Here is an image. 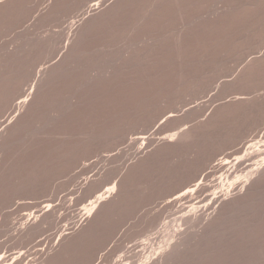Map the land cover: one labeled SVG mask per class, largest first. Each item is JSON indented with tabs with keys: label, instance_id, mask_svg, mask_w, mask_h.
<instances>
[{
	"label": "rangeland",
	"instance_id": "1",
	"mask_svg": "<svg viewBox=\"0 0 264 264\" xmlns=\"http://www.w3.org/2000/svg\"><path fill=\"white\" fill-rule=\"evenodd\" d=\"M57 1L32 0L29 6L24 8V10L26 9L24 11L25 13L23 12L21 14L20 19L18 18L15 20H18V22L14 21L15 18L10 20L8 19L6 20V23L3 24L5 28H3V26L0 27V50L4 49L3 47H8L9 53L10 48L12 47L11 50L15 49L18 51L17 53L12 51V54L9 53L10 57L9 55L8 57L12 60L4 65V69H6L5 72L9 73L11 76L14 75L15 79L16 76H19L18 80L24 81L23 86L26 89H30L32 87L34 77L41 67H47L53 62L59 60L60 55L63 52V47L67 42L66 40H68L67 36H69V34L72 32L68 29L69 25L72 23V20L75 22L74 28L77 29V26L78 28H80L79 26H83L82 24L86 22V16L88 15L85 16V20V17L82 15L81 11L88 8L91 4L97 2V0H91L90 3V0H87L86 4L88 6L86 4L84 5L86 8L84 7L82 10H80V12L77 11V13H73L71 12L73 11L71 10V3H75L74 0H70L71 2L68 3L64 2L63 4H59ZM112 1L113 0H109L107 4ZM212 2L214 1H210L205 5L207 8H205V11H207L209 8V11H215L218 9L219 4L216 2L213 4ZM56 4L59 6V9L55 11V8L53 10L55 14L49 19L45 18L46 14H48L50 11V8H52V5L56 6ZM61 4L62 6H60ZM212 6L215 7V10ZM104 8L105 6H102L99 10H97V12L93 11L91 13V17L99 14V12H101ZM262 9L263 8L261 7L257 11L261 12ZM263 12L264 11L259 14L258 12L252 13L254 17L253 15H250V18L248 17L250 20L247 19L248 21H251L249 22L250 24H248V22H246L247 24H244V21L243 23H240L242 26L237 29V32L235 31L232 34L229 33L230 35L228 37L227 34L226 37L228 40L225 37V44L222 47H219V49L197 53V57L194 56L195 60L192 58V61L194 60L192 64L184 68V70L181 68L177 69L178 67L176 68V66H173V68H175L174 70H172L173 68L169 70V66L166 68L163 67V69L162 67L155 68V70H153V73L155 74L152 75L155 77L150 76L148 82H146V80L145 82L135 84L137 88H142L141 90L145 89L144 94L142 93L143 91L141 92V90L138 92V89L135 86H128L135 88L133 91H129V95L127 94L125 101H123V105H132V110L130 108V111L133 113H127L128 116L125 113L123 116L122 114L113 116V113H111V111L106 108L100 110L99 105L93 106L92 108L86 107L90 102L89 99H92L91 102H95V104H101V107H103V103L108 104L109 101L113 102L117 100V97L116 100L115 96L114 98L113 96L110 97L109 94L111 93H107L106 90H103V88L91 89L83 87V89L80 88L81 90L79 89V91H77L75 85L73 86L74 88L72 87L71 89V86L68 85H65L66 87L68 86L66 88L63 86L64 84H55L57 86L54 85V87H51L53 88V90L51 89L50 91L51 93L49 92L46 95H41V99L43 101L40 99L38 106L40 109H38L35 118L32 120L34 121L33 124L31 121L30 127L28 126L25 128V130L22 131L21 136L19 135V137L14 140L15 142H12V144L6 149L7 152L5 150L3 153L4 155L2 154V157L0 156V262L7 264H42L46 262L48 258L50 259L51 256L54 257L56 252L60 251L61 253L71 242L73 243V247L70 248V251L68 250V252H66L67 254L64 256L65 259L63 258L64 260L60 261L59 264H144L145 262L148 264L147 260L149 258L147 257L149 256H145L146 258L140 257L139 251L146 246L145 243L148 240H151L153 237H158L159 232H161L162 229L164 231H167L168 229V231L162 236L161 243L163 240H167V237H169L174 231V227H171L172 225H167H169L170 222H174V220L182 215V213H178L179 210H182L184 207V214L190 213L188 220H186V224L183 226V230H186V234L179 235L178 233H174L176 240L174 239V236L172 239L177 241L190 233L188 236H193L192 238H194V240L190 241L192 245L188 243V246H185L184 250L182 249L181 256L179 255L177 257L178 259L172 261L171 264H264V176H262V178L260 177L261 179L259 180V183L257 182V184L254 185L256 188H253L254 186L251 188L254 191L248 187L246 190H242V193L238 192L237 196L235 191L229 187V177H226L227 179L222 181V178L218 177V175L223 171L219 173L217 171L215 173L216 165L214 166V164L217 162V159L220 161L222 160V165L226 164V167L228 168L233 166L237 160H240V156H246V148L250 145H254L255 150L261 149L264 151V101L260 100V103L258 101L257 104L255 102H251L250 105H247L248 107L244 111H239L242 105H231V107L229 105V108H226L227 106H221L224 102L226 103L231 99H235L234 97L256 99L264 96V73H258V75L255 74L251 79L248 77L249 79H246L245 81H241L239 78L246 69L247 64L252 60V57L254 58L264 54ZM261 14L263 16H261L262 18L259 17ZM255 16L259 17L260 19L258 22L256 21L257 23L254 22ZM259 22L261 24L263 23V25L260 24L263 27L259 25ZM171 23L169 26H167V32L169 33L173 32L172 30L178 28V26L173 24L176 22L173 21L172 25ZM177 24L179 25V23H176V25ZM258 27L259 30H257ZM164 30H166V28ZM52 38H56L52 47L44 44V41L47 42L48 39ZM15 40H17L18 43H16ZM1 41H5L3 45L1 44ZM256 44L258 45L256 46ZM22 51L24 52L22 53ZM113 60L115 59H102V62L101 60H98L97 66L99 69L103 70L107 64H113ZM103 61L106 64L105 67L103 66ZM110 61L112 63H110ZM99 63H102L103 65H100ZM115 63L112 66H115ZM157 72L158 75L160 74V76H157ZM28 74L30 76H28ZM137 77H141V75H137ZM20 78L22 80H20ZM73 89L75 91H73ZM90 89L91 92L93 91L92 94ZM76 91L77 97L82 96L84 93V96H86L88 101L82 99V97L85 98L82 96L81 99H79V101H81L80 107L78 106L73 108V111L70 109L68 110L66 107L74 100L72 99V101H70L71 99H68L70 96L74 97V93ZM227 98L229 100H227ZM81 104L83 105L82 107ZM219 106H221L222 109H226L223 111ZM237 107H239V109ZM64 108L68 110V114L66 112L67 110ZM216 108L221 110L220 116L221 114L222 116L221 118L219 116V121L217 120V122H215V125L209 129L210 131L206 130L201 134L203 137L201 136L193 141L186 142L188 144L186 145L185 143V147L181 150L176 152H168L163 156L158 158L154 157L153 160H151V157H153L152 154L158 148H160V146L162 147L163 143H160L162 142L160 138H163L164 135L166 137L169 134H172V131H174L175 127H177L179 124L180 126H182L181 124L184 125L182 128L179 126L181 131L182 129L189 126L192 127L202 123V121L204 122L209 120L212 116H214L215 113L219 112ZM27 109L22 111V115L24 117L30 110V108ZM174 109L177 111L175 112L179 116L178 120H168L165 122L161 121L162 123L160 121L158 122L162 115L170 112L171 110L174 111ZM60 112H64L61 115L64 117H59L57 123H50L51 119L55 117L54 115H57ZM65 113L67 115H64ZM174 113L171 115L172 117H175ZM9 115L11 116L12 113L6 115L7 119ZM213 128L215 130H213ZM30 130L32 134L30 133ZM176 131L178 130H175V132ZM27 132H29L31 135ZM18 139L20 142H18ZM58 142H60V144ZM86 142H89L87 144H90V142L92 143L93 147L90 148L91 150L89 149L90 151L83 147L87 145L85 144ZM79 143L82 144L80 145ZM73 148L76 149L74 150ZM192 148H196V152H193L194 149L192 150ZM207 148L209 149L207 150ZM200 150L204 151L206 155L204 154L203 156L202 153L200 154ZM18 151L20 152L19 154ZM87 151L89 153H87ZM189 151L194 157H191ZM262 151L260 152L261 156H259L258 153L253 155V157L256 156L255 159L253 158V161L257 160V158L260 160L262 157H264V152L262 154ZM60 155L61 157H59ZM245 156L242 157L241 161L245 160L243 159ZM149 158L152 161L149 164L147 163L149 166L141 167L142 164L145 163ZM208 158L210 161H208ZM179 160L182 162L180 163ZM196 160L198 162H196ZM186 163L195 167H192L193 169H191V171H195L196 168L200 167V169L197 170V180L194 181V185L192 184L194 189L197 188V185L200 183L207 184L209 188L205 191L201 190L202 192L199 191V189L197 193H194L191 197L179 200L177 199L180 193L178 190H183L186 188L185 186L188 185V181H185V179L188 180L190 178L189 180H191V177L177 178L175 173L177 174L178 167L181 168L182 166V169L185 166L187 167L188 165ZM139 165L140 169H142L140 171L138 169ZM175 168L177 170H175ZM135 169L137 174L134 173L133 175L132 171ZM130 173L131 176H129ZM242 173L243 172L241 171V168H236L233 172L234 176L236 175V177H231L230 180L232 181V178H234L235 180L233 181L238 180L237 182H239L240 179H242L240 181H243V179L246 180L249 178V175H245L244 177ZM246 173L247 172H244V174ZM22 182H24V184H22ZM116 182H118L120 186L117 191L118 193H113L109 197L105 194L108 197L106 198L105 196L106 202L104 201L103 205L100 203V205L98 204L99 206L97 209H100L98 210L100 212L93 210L89 213L96 215L95 212H98L99 216L94 215V217L92 214L93 217H91L88 214V218H84L83 214L87 212V210H90L89 207L91 208L90 203L95 201L97 197L102 196V193L104 194L105 192L107 193L114 189L115 187L113 188V185H115ZM118 183H116V186H118ZM95 186H97V188L102 187V189L100 188L101 191L99 193L96 192L97 194L94 193L92 195L91 190L92 188H96ZM248 189L251 190L252 193ZM227 190L228 195H225ZM247 190L249 192H247ZM216 192L218 193V196L220 192V196H224V203L222 202L219 204V201L218 204H212V200L215 199ZM229 193H231V195ZM239 193L242 196H240ZM111 199H113V202H111ZM101 205L103 207H101ZM108 208H110V212L107 210V214H104V210ZM195 212L198 214H195ZM102 213L105 216H103ZM192 213L193 215L195 214L193 217H191ZM100 214L102 215L99 222L100 225L97 224L95 229H91L94 230L93 232L89 231V233H87L89 235H85L87 238L84 237L82 238L83 240L80 239L79 241V235H81V233L86 230L92 224V222L100 217ZM201 215H203V217ZM192 218H195V220H189ZM28 222H30L29 224H31V226H33L34 223V227H29ZM26 224L29 228L27 227L28 229L26 228L27 230H24ZM195 224H197V227ZM30 228L32 229L29 230ZM212 229H214V231ZM174 241L171 242L174 244ZM203 241L205 243H203ZM65 242L68 243L66 244ZM171 242L166 243L172 244ZM64 245L65 247L63 248ZM156 248L157 246L155 249ZM155 249H150V256ZM53 252L55 253L52 254ZM157 256L159 259L160 255H155V258H157Z\"/></svg>",
	"mask_w": 264,
	"mask_h": 264
},
{
	"label": "bare ground",
	"instance_id": "2",
	"mask_svg": "<svg viewBox=\"0 0 264 264\" xmlns=\"http://www.w3.org/2000/svg\"><path fill=\"white\" fill-rule=\"evenodd\" d=\"M32 0H0V27L3 26V24L6 23V20H10L12 18H15L14 21L16 19H20L21 14L26 10H24V8H27V6H29V4L31 3ZM57 1V0H56ZM60 1V0H58ZM57 3H68L71 2L70 0H61L60 2ZM87 0H77L74 2L75 3H71L72 4V9L73 11L71 12H76L80 10H82V8H84L85 4H86ZM94 1V0H93ZM210 1H214L216 3L219 4V7L217 10L215 11H209V9L207 11H205L206 8V4H208ZM40 2V1H39ZM109 0H97L96 3L91 4L88 8H86L85 10L83 9L82 15L85 17L84 18L86 20V22L84 24H82L83 26H79L80 28L77 29L74 28L75 27V22H73L71 25H69V30H71V34H69V36H67L66 40L67 42L65 43V46L63 47V52L60 55L59 60H57L56 62H53L51 65L47 66V67H41V69L37 72L36 76L34 77V81L32 83V87L30 89H26L24 88V81L20 78L19 81L18 78L19 76H16V79L14 77V75H10L9 73L5 72L6 69H4V65L7 64V62L9 63L10 59V54L11 51L12 52H18L15 49L10 48V51L8 53V47H3L4 49L0 50V156L2 157V154L5 152V150L12 144V142H15L14 140H16V138L19 137V135L21 136L22 131L25 130V128H27L28 126L30 127V123L33 120V118H35V115L38 111V106H39V102L41 99V95H46L48 94L51 89L53 90L55 84H64L71 86L72 87L75 85L77 91H79V89H83V87H87V88H91V89H100L103 88V90H106L107 93H111L109 94L110 97L115 96V100L117 97L116 101L113 102H108V104H104L103 103V107H101V104H95V102H91V100L89 99V101L91 102H87L88 105L86 107H90L92 108L93 106H97L99 105L100 110L103 108H106L108 110L111 111V113H113V116H118L121 115L123 116V114L125 113L127 115V113L130 114L133 113L130 111V108L132 110V105L129 104H125L123 105V101H125V98L127 96V94L129 95V91H133V89H135L134 87H128V86H135V84L141 83V82H148L150 76H152L153 74V70H155V68L157 67H168L169 66V70L171 68H173V66L177 69H183L186 68L187 66L191 65L192 62L195 60V57H197V53L203 52V51H210L213 49H219V47H222L225 44V37L227 35V37L232 34L233 32H237V29L242 26L243 21L245 22L244 24H247L246 22H248V24H250L248 21L250 19H248V17L250 15H253L252 13H262V11H264V0H113L112 2L108 3ZM214 2H212L214 4ZM91 3V0H90ZM88 3V4H90ZM62 4L60 6H62ZM69 5V4H68ZM87 5V4H86ZM262 5V6H261ZM39 6V5H38ZM56 4V6L52 5V8H50V11L48 12V14H46L45 18H50L52 17L55 13H54V9L55 11L59 9V6ZM88 6V5H87ZM102 6H105V8L99 12V14L91 17V13L93 11L99 10ZM68 7V6H67ZM217 7V6H216ZM263 8L261 12L257 11L259 10V8ZM45 8V7H44ZM206 8V9H205ZM33 9V8H32ZM69 9V8H68ZM29 10V9H28ZM42 10V9H41ZM67 10V9H66ZM204 10V11H203ZM213 10V9H212ZM261 10V9H260ZM257 11V12H256ZM30 12V11H29ZM45 12V11H44ZM25 13V12H24ZM66 13V12H64ZM70 13V12H69ZM264 13V12H263ZM60 14V13H59ZM24 15V14H23ZM38 15V14H37ZM41 15V14H40ZM44 15V14H43ZM67 15V14H66ZM72 15V14H70ZM257 15V14H255ZM69 16V15H68ZM73 16V15H72ZM77 16V15H76ZM258 16V15H257ZM255 16V20L254 22L257 23L260 19L262 18V14L257 17ZM262 16V17H261ZM80 17V16H79ZM90 17V18H89ZM254 17V15H253ZM251 17V18H253ZM257 17V19H256ZM44 18V17H43ZM250 18V17H249ZM56 19V18H55ZM66 19V18H65ZM248 19V20H247ZM247 20V21H246ZM20 21V20H19ZM57 21V20H55ZM61 21V20H60ZM179 23V25L176 23ZM257 21V22H256ZM262 21V19H261ZM260 21V22H261ZM15 22H18L15 21ZM22 22V21H20ZM25 22V21H24ZM28 22V21H27ZM175 24V26H178V28L172 30L173 32H167V26L170 25V23ZM253 22V23H254ZM259 22V25L261 24ZM14 23V22H13ZM35 23V22H34ZM50 23V22H49ZM63 23V22H62ZM171 23V25H172ZM254 23V24H255ZM9 24V23H8ZM45 24V23H44ZM70 24V23H69ZM243 24V26H244ZM43 25V24H42ZM50 25V24H49ZM257 25V24H256ZM263 25V23L261 24ZM260 25V26H261ZM21 26V25H20ZM27 26V25H26ZM246 26V25H245ZM258 26V25H257ZM259 26V27H260ZM264 26V25H263ZM261 26V27H263ZM171 27V26H170ZM248 27V26H247ZM256 27V26H255ZM259 27L257 30H259ZM260 27V29H261ZM3 28H5L3 26ZM26 28V27H25ZM24 28V29H25ZM166 28V30H164ZM172 28V27H171ZM242 28V27H241ZM244 28V27H243ZM23 29V30H24ZM256 29V28H255ZM253 29V30H255ZM1 30V29H0ZM16 30V29H15ZM30 30V29H29ZM242 30V29H240ZM264 30V29H263ZM7 31V30H6ZM166 31V32H164ZM171 31V30H170ZM244 31V30H243ZM16 32V31H15ZM68 32V31H67ZM249 32V31H248ZM254 32V31H252ZM258 32V31H256ZM3 33V31H2ZM26 33V32H25ZM230 33V34H229ZM255 33V32H254ZM6 34V33H5ZM253 34V33H252ZM41 35V33H40ZM39 35V36H40ZM65 35V34H64ZM244 35V34H243ZM249 35V33H248ZM254 35V34H253ZM259 35V34H257ZM34 36V35H33ZM255 36V35H254ZM8 37V36H7ZM16 37V36H15ZM14 37V38H15ZM37 37V36H36ZM66 37V36H64ZM226 37V39H227ZM233 37V36H232ZM238 37V36H237ZM243 37V36H242ZM245 37V36H244ZM28 38V37H27ZM46 38V37H45ZM7 39V38H6ZM48 39V41H44V44L51 46L54 44L55 39ZM19 40V38H18ZM32 40V39H31ZM45 40V39H44ZM228 40V39H227ZM233 40V39H232ZM240 40V39H239ZM246 40V38H245ZM262 40V39H261ZM7 41V40H6ZM10 41V40H9ZM16 43L17 40H15ZM33 41V40H32ZM253 41V40H252ZM5 42V41H4ZM3 41H1V44H4ZM8 42V41H7ZM43 42V41H42ZM58 42V41H56ZM55 42V43H56ZM231 42V41H230ZM255 42V41H253ZM15 43V44H16ZM234 43V42H233ZM258 43V42H257ZM242 44V41H241ZM248 44V43H247ZM7 45V44H6ZM22 45V44H21ZM29 45V44H27ZM38 45V44H37ZM258 44H256L257 46ZM9 46V45H7ZM12 46V45H11ZM17 46V45H16ZM31 46V45H30ZM29 46V47H30ZM237 46V45H236ZM37 47V46H36ZM54 47V46H53ZM56 47V46H55ZM229 47V46H228ZM248 47V46H247ZM252 47V46H251ZM26 48V47H25ZM232 48V47H231ZM236 48V47H235ZM257 48V47H256ZM262 48V46H261ZM260 48V50H261ZM22 49V46H21ZM229 49V48H228ZM236 50V49H235ZM250 50V49H249ZM217 51V50H216ZM230 51V49H229ZM24 51H22L23 53ZM27 52V50H26ZM29 52V50H28ZM44 52V51H43ZM233 52V51H232ZM244 52V51H243ZM248 52V51H247ZM255 52V51H254ZM253 52V53H254ZM257 52V50H256ZM21 53V54H22ZM210 53V52H209ZM251 53V52H250ZM37 54V53H36ZM47 54V53H46ZM196 54V55H195ZM207 54V52H206ZM224 54V53H223ZM227 54V53H226ZM233 54V53H232ZM259 54V53H258ZM9 55V57H8ZM17 55V54H15ZM26 55V54H25ZM231 55V53H230ZM12 56V55H11ZM19 56V55H18ZM21 56V55H20ZM28 56V55H27ZM33 56V55H32ZM195 56V57H194ZM17 57V56H16ZM234 57V56H233ZM39 58V56H38ZM192 58H194V60L192 61ZM18 59V58H17ZM28 59V58H27ZM102 59H108V60H113L114 63L116 64L115 66H112L113 64L108 65L107 64V68L105 67V62L104 65L101 63H99L100 65H103L105 68L99 69L97 64H98V60ZM219 59V58H218ZM223 59V58H222ZM248 59V57H247ZM22 60V59H21ZM198 60V59H197ZM34 61V60H33ZM227 61V60H226ZM229 61V60H228ZM43 62V61H42ZM47 62V61H46ZM97 62V63H96ZM109 62V61H108ZM230 62V61H229ZM110 63H112L110 61ZM200 63V62H199ZM214 63V62H213ZM17 64V63H16ZM34 64V63H33ZM15 65V64H14ZM31 65V64H28ZM27 65V66H28ZM240 65V64H239ZM16 66V65H15ZM24 66V65H23ZM35 66V65H34ZM38 66V65H37ZM40 66V65H39ZM220 66V65H219ZM240 67V66H239ZM11 68V67H10ZM21 68V67H20ZM19 68V70H20ZM201 68V67H200ZM235 68V67H234ZM14 69V66H13ZM16 69V68H15ZM36 69V68H35ZM168 69V68H167ZM165 69V70H167ZM175 68H173L172 70H174ZM236 69V68H235ZM29 70V69H28ZM171 70V71H172ZM191 70V69H190ZM195 70V69H194ZM22 71V70H21ZM32 71V70H31ZM30 71V72H31ZM158 71V70H156ZM162 71V70H161ZM198 71V70H197ZM237 71V70H236ZM24 72V71H23ZM28 72V71H27ZM34 72V71H33ZM241 72V71H240ZM160 73V72H159ZM169 73V72H168ZM234 73V71H233ZM258 73H264V54L257 56V57H252V60L247 64L246 69L243 71V73L240 75V80L241 81H245L246 79H251L253 75ZM19 74V73H18ZM225 74V73H224ZM21 75V74H19ZM137 75H141V77H137ZM28 76H30L28 74ZM157 76H160V74L158 75L157 72ZM156 76V77H157ZM167 76V75H166ZM174 76V75H173ZM187 76V75H186ZM203 76V75H202ZM209 76V75H208ZM251 76V77H250ZM155 77V76H152ZM216 77V76H215ZM221 77V76H220ZM229 77V76H228ZM249 77V78H248ZM209 78V77H208ZM195 79V78H194ZM223 79V78H222ZM256 79V78H255ZM153 80V79H152ZM165 80V79H164ZM187 80V79H186ZM27 81V80H26ZM206 81V80H205ZM217 81V80H216ZM219 81V79H218ZM217 81V83H218ZM233 81V80H232ZM248 81V80H247ZM187 82V81H186ZM227 82V81H226ZM224 83V82H223ZM232 83V82H231ZM230 83V84H231ZM255 83V82H254ZM180 84V83H179ZM213 84V83H212ZM157 85V84H156ZM162 85V84H161ZM202 85V84H201ZM240 85V84H239ZM57 86V85H55ZM67 86V87H68ZM143 86V85H142ZM204 86V85H203ZM202 86V87H203ZM210 86V85H209ZM214 86V85H213ZM222 86V85H221ZM226 86V85H225ZM229 86V85H228ZM244 86V85H243ZM62 87V86H61ZM66 87V86H65ZM66 87V88H67ZM137 88V86H135ZM154 87V86H153ZM180 87V86H179ZM224 87V86H223ZM256 87V86H255ZM258 87V86H257ZM74 88V87H73ZM178 88V87H177ZM221 88V87H220ZM225 88V87H224ZM227 88V87H226ZM57 89V87H56ZM70 89V88H68ZM70 89V90H71ZM80 89V90H81ZM90 89V92H91ZM138 92L139 90H141L142 88H137ZM136 89V90H137ZM144 89V88H143ZM151 89V88H150ZM198 89V88H197ZM230 89V87H229ZM261 89V88H260ZM86 90V89H85ZM145 90V89H144ZM144 90H141V92L144 94ZM224 90V89H222ZM228 90V89H227ZM69 91V90H68ZM73 91H75L73 89ZM77 91L74 93V97H69L68 100L72 101V99H74L72 102H70L71 104H69L66 108L69 110H72L75 107H80V102L79 99H81L82 96H84V93L82 96L77 97ZM84 91V90H83ZM89 91V89H88ZM190 91V90H189ZM203 91V90H201ZM221 91V90H220ZM248 91V90H247ZM29 92V93H28ZM53 92V91H52ZM56 92V90H55ZM72 92V91H71ZM69 92V93H71ZM81 92V91H80ZM93 92V91H92ZM91 92V94H92ZM98 92V91H97ZM100 92V91H99ZM137 92V91H135ZM172 92V91H171ZM223 92V91H222ZM246 92V90H245ZM244 92V93H245ZM51 93V92H50ZM186 93V92H185ZM220 93V92H219ZM233 93V92H231ZM236 93V92H235ZM82 94V93H80ZM79 94V95H80ZM90 94V93H88ZM137 94V93H135ZM141 94V93H140ZM139 94V96H140ZM218 94V93H217ZM242 94V93H241ZM51 95V94H50ZM68 95V94H67ZM107 95V94H106ZM142 95V94H141ZM183 95V94H182ZM191 95V94H190ZM216 95V94H215ZM31 96V97H30ZM55 96V94H54ZM62 96V95H61ZM69 96V95H68ZM103 96V95H102ZM138 96V97H139ZM184 96V95H183ZM235 96V95H234ZM47 97V96H45ZM44 97V98H45ZM63 97V96H62ZM85 98L82 97V99H85L86 101H88L86 99V96H84ZM89 97V96H88ZM96 97V96H95ZM107 97V96H106ZM170 97V96H169ZM192 97V96H190ZM261 97V96H260ZM31 98V99H29ZM61 98V97H60ZM130 98V97H129ZM152 98V97H151ZM150 98V99H151ZM233 98V97H232ZM235 99H231L229 100L227 98V100H229L228 102H222L220 105L221 106H227L226 108H229L228 106L231 105L232 106H241L240 109L239 107H237L240 110H246V108L248 107L247 105L252 102H255L256 104L260 103V100L264 101V96L261 98H256V99H249V98H243V97H234ZM47 99V98H46ZM57 99V98H56ZM76 99V101H75ZM133 99V98H132ZM196 99V98H195ZM42 100V99H41ZM62 100V99H61ZM66 100V99H65ZM84 100V101H85ZM157 100V99H156ZM166 100V99H165ZM43 101V100H42ZM49 101V100H48ZM100 101V100H99ZM103 101V100H102ZM105 101V100H104ZM142 101V100H141ZM60 102V100H59ZM162 102V101H161ZM175 102V101H174ZM192 102V100H191ZM64 103V102H63ZM85 103V102H84ZM98 103V101H97ZM262 103V101H261ZM56 104V103H55ZM60 104V103H59ZM65 104V103H64ZM187 104V103H186ZM239 104V105H238ZM52 105V104H50ZM139 105V104H138ZM164 105V104H163ZM166 105V104H165ZM189 105V104H188ZM55 106V105H54ZM83 105L81 104V107ZM85 106V104H84ZM219 106V107H221ZM153 107V106H152ZM172 107V106H171ZM218 107V108H219ZM252 107V105H251ZM255 107V106H254ZM262 107V106H261ZM30 108L28 114L24 117L22 115V111ZM47 108V107H46ZM54 108V107H53ZM52 108V109H53ZM148 108V106H147ZM166 108V107H165ZM218 108H216L218 110ZM222 107L220 109H222L224 111V109ZM235 108V107H234ZM48 109V108H47ZM51 109V108H49ZM65 109V108H64ZM65 109V110H67ZM146 109V108H145ZM176 109V108H175ZM174 109L171 110L173 112H167V113H163L164 115L161 116V118L158 120V122L160 121H168V120H178V115H177V111ZM195 109V108H194ZM28 110V109H27ZM68 110L66 111L68 114ZM91 110V109H90ZM99 110V109H98ZM99 110V112H100ZM230 110V109H229ZM228 110V111H229ZM233 110V109H232ZM251 110V108H250ZM254 110V109H253ZM252 110V111H253ZM51 111V110H50ZM64 111V110H62ZM73 111V110H72ZM83 111V110H82ZM176 111V112H175ZM215 113L214 116H212L209 120L207 121H202V123L198 124V125H194V126H189L187 128H184L180 131V127L182 128V126H184L183 124H181L182 126L177 125V127H175L174 131H172V134H169L168 136L163 138H160V140L163 143L162 147L160 146V148H158L151 157V160H153L154 157L158 158L160 156H163L165 154H167L168 152H176L178 150H181L185 147V143L189 142V141H193L196 138L201 137L202 133L206 130L210 131L209 129H211L214 125L215 122H217L219 116H220V111ZM262 111V110H261ZM152 112V111H151ZM176 114H175V113ZM179 112V111H178ZM230 112V111H229ZM238 112V111H237ZM12 115L8 116V119L6 117V115L11 114ZM44 113V112H43ZM64 113V112H63ZM62 112L58 113L57 115H54L55 117H53L50 121V123H57V120L59 119V117H64L61 116L63 114ZM142 113V112H141ZM174 113L175 117L171 116ZM66 113L64 115H67ZM187 114V113H186ZM193 114V113H192ZM208 115V114H207ZM228 115V114H227ZM250 115V114H249ZM261 115V114H260ZM128 116V115H127ZM187 116V115H185ZM196 116V115H195ZM222 116V114H221ZM220 116V118H221ZM6 117V118H5ZM67 117V116H66ZM105 117V116H104ZM190 117V116H189ZM202 117V116H201ZM224 117V116H223ZM236 117V116H235ZM254 117V116H253ZM258 117V116H257ZM5 118V119H4ZM43 118V117H42ZM68 118V117H67ZM121 118V117H120ZM183 118V117H182ZM197 118V116H196ZM4 119V120H3ZM66 119V118H65ZM129 119V118H128ZM180 119V118H179ZM192 119V118H191ZM236 119V118H235ZM252 119V118H251ZM62 120V119H61ZM70 120V119H69ZM92 120V119H91ZM126 120V119H125ZM154 120V119H153ZM195 120V119H194ZM228 120V118H227ZM234 120V119H233ZM40 121V120H39ZM151 121V120H150ZM157 121V120H156ZM187 121V120H186ZM219 121V120H218ZM231 121V120H230ZM34 121H32L33 124ZM59 122V121H58ZM61 122V121H60ZM66 122V121H65ZM138 122V121H137ZM163 122V123H164ZM193 122V121H192ZM237 122V121H236ZM47 123V122H46ZM53 123V124H54ZM92 123V122H91ZM162 123V122H161ZM168 123V122H167ZM224 123V122H223ZM228 123V122H227ZM123 124V122H122ZM145 124V123H144ZM151 124V123H150ZM157 124V123H156ZM160 124V123H159ZM196 124V123H195ZM235 124V123H234ZM253 124V123H252ZM51 125V124H50ZM68 125V124H67ZM84 125V124H83ZM128 125V124H127ZM220 125V124H219ZM256 125V124H255ZM53 126V125H52ZM120 126V125H119ZM123 126V125H122ZM164 126V125H163ZM175 126V125H174ZM180 126V127H179ZM227 126V125H226ZM230 126V125H228ZM233 126V125H231ZM259 126V125H258ZM263 126V125H262ZM84 127V126H83ZM246 127V126H245ZM257 127V126H255ZM41 128V127H40ZM122 128V127H121ZM132 128V127H131ZM179 128V129H177ZM217 128V127H216ZM224 128V127H223ZM231 128V127H230ZM38 129V128H37ZM74 130V129H73ZM89 130V129H88ZM100 130V129H99ZM175 130H178L175 132ZM213 130H215L213 128ZM33 131V130H32ZM112 131V130H110ZM238 131V130H237ZM96 132V131H95ZM128 132V131H127ZM29 133V132H27ZM31 133V130H30ZM29 133V134H30ZM35 133V130H34ZM97 133V132H96ZM222 133V132H221ZM32 134V133H31ZM30 134V135H31ZM50 134V133H49ZM67 134V133H66ZM85 134V133H84ZM107 134V133H106ZM73 135V134H72ZM71 135V136H72ZM86 135V134H85ZM99 135V133H98ZM229 135V134H228ZM60 136V135H59ZM84 136V135H82ZM81 136V137H82ZM92 136V135H90ZM89 136V137H90ZM97 136V135H96ZM110 136V135H109ZM207 136V135H206ZM212 136V135H211ZM28 137V136H25ZM33 137V136H32ZM36 137V136H35ZM34 137V138H35ZM62 137V136H61ZM86 137V136H85ZM203 137V136H202ZM96 138V137H94ZM229 138V137H228ZM71 139V138H70ZM75 139V138H74ZM155 139V138H154ZM213 139V138H212ZM217 139V138H216ZM223 139V138H221ZM238 139V137H237ZM32 140V139H30ZM37 140V139H36ZM78 140V139H77ZM115 140V139H114ZM38 141V140H37ZM69 141V140H68ZM84 141V140H83ZM231 141V140H230ZM18 142L19 139H18ZM64 142V141H63ZM159 142V141H158ZM233 142V141H232ZM42 143V142H41ZM51 143V142H50ZM60 144V142H58ZM71 143V142H70ZM69 143V144H70ZM74 143V142H73ZM89 142H86L85 144H87ZM94 143V142H93ZM159 143V144H160ZM191 143V142H190ZM189 143V144H190ZM20 144V143H19ZM62 144V143H61ZM77 144V143H76ZM80 144V143H79ZM82 144V143H81ZM80 144V145H81ZM107 144V143H106ZM188 143H186L187 145ZM198 144V143H197ZM224 144V143H222ZM78 145V144H77ZM101 145V144H100ZM103 145V144H102ZM152 145V143H151ZM205 145V144H204ZM214 145V144H213ZM258 145V143H257ZM47 146V145H45ZM83 146V145H82ZM201 146V145H199ZM261 146V145H259ZM49 147V146H48ZM57 147V146H56ZM85 147L87 150H89L90 148H92V143L90 142V144H87ZM98 147V146H97ZM258 147V146H256ZM33 148V147H32ZM59 148V147H58ZM61 148V147H60ZM189 148V147H188ZM255 146L254 145H250L246 148V156L244 161L242 160V157L244 156H240V160H237L233 166L231 167H226L225 165H222L223 163H221L220 160L217 159V162L214 164V166L216 165V169H215V173L218 171L221 172L223 171L221 174L218 175V177L222 178V181L224 179H227L228 177V181H229V187H231L232 190L235 191L236 195L238 194V192H241L242 190H246V188H252L254 185L257 184V182L259 183V180L262 178V176H264V157H262V159H258L253 161V158L255 159V157H253L254 154H257L259 156H261V149H254ZM23 149V148H22ZM63 149V148H62ZM72 149V148H70ZM74 149V148H73ZM76 149V148H75ZM74 149V150H75ZM190 149V148H189ZM188 149V150H189ZM194 149V150H193ZM196 148H192L193 152L195 151ZM209 148H207L208 150ZM31 150V149H30ZM60 150V149H59ZM85 150V149H84ZM83 150V151H84ZM91 150V149H90ZM89 150V151H90ZM154 150V149H153ZM202 150V149H201ZM200 150V154L202 153V155L204 156V151ZM22 151V150H21ZM27 151V150H26ZM48 151V150H47ZM55 151V150H54ZM58 151V150H57ZM68 151V150H67ZM73 151V150H72ZM187 151V150H186ZM243 151V150H242ZM250 151V152H248ZM7 152V150H6ZM52 152V150H51ZM66 152V151H65ZM149 152V151H148ZM196 152V151H195ZM245 152V151H244ZM264 151H262L263 154ZM17 153V152H16ZM20 152L18 151V154ZM87 153H89L87 151ZM147 153V152H146ZM190 155L191 152L189 151ZM207 153V152H206ZM260 153V154H259ZM69 154V153H67ZM66 154V155H67ZM145 154V153H144ZM195 154V153H194ZM218 154V153H217ZM245 154V153H244ZM4 155V154H3ZM16 155V154H14ZM48 155V154H47ZM75 155V154H74ZM148 155V154H147ZM201 155V156H202ZM206 155V154H205ZM71 156V155H70ZM146 156V154H145ZM144 156V157H145ZM186 156V155H185ZM193 155H191L192 157ZM200 156V157H201ZM208 156V155H207ZM212 156V155H211ZM210 156V157H211ZM48 157V156H47ZM46 157V158H47ZM58 157V156H57ZM61 157V155L59 156ZM64 157V156H63ZM72 157V156H71ZM70 157V158H71ZM194 157V156H193ZM197 157V156H195ZM199 157V158H200ZM215 157V155H214ZM12 158V157H11ZM44 158V159H46ZM69 158V157H68ZM206 158V157H204ZM203 158V159H204ZM213 158V156H212ZM211 158V160H212ZM15 159V158H14ZM58 159V158H57ZM67 159V158H66ZM147 159V158H146ZM164 159V158H163ZM239 159V158H238ZM11 160V159H10ZM61 160V159H60ZM73 160V159H72ZM139 160V159H138ZM150 160V158L142 164L141 167H148L149 165H147V163L149 164L150 162H152ZM202 160V159H201ZM216 160V157H215ZM213 160V161H215ZM173 161V159H172ZM175 161V159H174ZM208 161L209 158H208ZM13 162V161H12ZM31 162V161H30ZM53 162V161H52ZM142 162V161H141ZM180 162V160H179ZM182 162V161H181ZM180 162V163H181ZM195 162V161H194ZM196 162H198L196 160ZM200 162V160H199ZM224 162V161H223ZM4 163V162H3ZM9 163V162H8ZM7 163V164H8ZM45 163V162H44ZM56 163V162H55ZM76 163V162H75ZM128 163V162H127ZM136 163V162H135ZM175 163V162H174ZM214 163V162H213ZM2 164V163H1ZM18 164V163H17ZM24 164V163H23ZM34 164V163H33ZM65 164V163H63ZM67 164V163H66ZM187 164V163H186ZM218 164V165H217ZM5 165V164H4ZM188 165V164H187ZM195 165V163H194ZM16 166V164H15ZM30 166V165H29ZM39 166V165H38ZM54 166V165H53ZM79 166V165H78ZM138 166V165H137ZM151 166V165H150ZM184 166V165H183ZM225 166V167H224ZM3 167V166H2ZM61 167V166H60ZM65 167V166H64ZM76 167V166H75ZM74 167V169H75ZM117 167V166H116ZM170 167V166H168ZM192 165H188L187 167H183L181 168L178 167V171L177 174L175 173V176L178 177H191V180H187L185 179V181H188V185L185 186L186 188H182L183 190H178L180 191L178 198L177 199H186L191 197L194 193H197V191H205L206 189H208V185L207 184H203L200 183L197 185V188L194 189V181L197 180L196 177L197 176V170L200 169L196 168L195 171H191V169L195 168ZM20 168V167H19ZM28 168V167H27ZM46 168V167H45ZM51 168V167H50ZM49 168V169H50ZM136 168V167H135ZM225 168V170H224ZM228 168V169H226ZM237 168H241V171L243 172L242 174L247 176L249 175L246 180L243 179V181H240L242 179L239 180V182L233 181L235 180L234 178H232V181L230 180L231 177H236V175L234 176L233 172L235 171V169ZM36 169V168H35ZM44 169V168H43ZM118 169V168H117ZM139 171L142 170L140 169V165L138 167ZM171 169V168H170ZM233 169V170H232ZM48 170V169H46ZM45 170V171H46ZM70 170V169H69ZM168 170V169H167ZM175 170H177L175 168ZM15 171V170H14ZM25 171V170H24ZM33 171V170H32ZM44 171V172H45ZM52 171V170H51ZM116 171V170H115ZM190 171V172H189ZM6 172V171H5ZM10 172V171H9ZM138 172V170H137ZM174 172V171H173ZM244 172H247L246 174H244ZM254 172V173H253ZM32 173V172H31ZM113 173V172H111ZM126 173V172H125ZM134 173H136V169L132 171V174L134 175ZM8 174V173H7ZM28 174V173H27ZM35 174V173H34ZM108 174V173H107ZM137 174V173H136ZM240 174V173H239ZM241 174V175H242ZM21 175V174H20ZM52 175V174H51ZM57 175V174H56ZM79 175V174H78ZM82 175V174H81ZM139 175V174H138ZM152 175V174H151ZM161 175V174H160ZM174 175V173H173ZM239 175V176H241ZM242 175V177H243ZM35 176V175H34ZM39 176V175H38ZM60 176V175H59ZM75 176V175H74ZM113 176V175H112ZM115 176V175H114ZM125 176V175H124ZM127 176V175H126ZM131 176V173L130 175ZM172 176V175H171ZM33 177V176H32ZM42 177V176H41ZM46 177V176H45ZM76 177V176H75ZM108 177V176H107ZM111 177V176H110ZM133 177V176H132ZM193 177V178H192ZM227 177V178H226ZM238 177V176H237ZM261 177V178H260ZM9 178V177H8ZM11 178V177H10ZM134 178V177H133ZM144 178V177H143ZM160 178V177H159ZM33 179V178H32ZM55 179V177H54ZM163 179V178H162ZM169 179V178H168ZM176 179V178H175ZM220 179V178H219ZM239 179V178H238ZM264 179V178H263ZM20 180V179H19ZM17 180V181H19ZM28 180V179H27ZM36 180V179H35ZM44 180V179H43ZM136 180V179H135ZM134 180V181H135ZM183 180V179H182ZM218 180V179H217ZM30 181V180H29ZM131 181V180H130ZM172 181V180H171ZM183 181V182H185ZM215 181V180H214ZM221 181V180H220ZM221 181V182H222ZM3 182V181H2ZM31 182V181H30ZM35 182V181H34ZM126 182V181H125ZM1 183V182H0ZM11 183V182H10ZM118 183V182H116ZM113 185L112 190H110V192H105L104 194L102 193V196L97 197V199L95 201H93L91 204V208L89 207L90 210H87V212H85L83 214V217L88 218L87 215L92 212L93 210H100L97 209L98 206L100 204L103 205V202H106V198H108L109 196H111L113 193H116L118 191L119 183L118 186ZM121 183V182H120ZM128 183V182H127ZM194 183V184H193ZM3 184V183H2ZM22 184H24V182H22ZM30 184V183H29ZM174 184V182H173ZM193 184V185H192ZM261 184V183H260ZM26 185V184H25ZM144 185V184H143ZM3 186V185H2ZM101 186V185H100ZM129 186V185H128ZM149 186V185H148ZM207 186V187H206ZM31 187V186H29ZM92 187V186H91ZM96 188H92L91 190V194L93 195L96 192H100L102 187L97 188V186H95ZM99 187V186H98ZM169 187V186H168ZM228 187V188H229ZM28 188V186H27ZM90 188V187H89ZM160 188V187H159ZM253 188H256L255 186ZM18 189V188H17ZM32 189V188H31ZM30 189V190H31ZM100 189V190H99ZM155 189V188H154ZM230 189V188H229ZM228 189V190H229ZM2 190V189H1ZM16 190V189H15ZM19 190V189H18ZM158 190V189H157ZM228 190L227 193L225 195H228ZM249 190V189H248ZM247 192H251V190H249ZM5 191V190H4ZM109 191V190H108ZM128 191V190H127ZM147 191V190H146ZM201 191V192H202ZM231 191V190H230ZM229 191V192H230ZM254 191V190H252ZM23 192V191H22ZM133 192V191H132ZM162 192V191H161ZM226 192V191H225ZM233 192V191H232ZM20 193V192H19ZM118 193V192H117ZM163 193V192H162ZM224 193V192H223ZM242 193V192H241ZM246 193V192H245ZM252 193V192H251ZM250 193V194H251ZM97 194V193H96ZM108 196H106V195ZM110 194V195H109ZM218 193L216 192V196L215 199L212 200V204H218V202L220 201L219 204H221L222 202H225L224 196L221 195V192L219 194V196L217 195ZM231 195V193H229ZM240 194V193H239ZM249 194V195H250ZM8 195V193H7ZM122 195V194H121ZM135 195V194H134ZM163 195V194H162ZM229 195V196H230ZM106 196V198H105ZM133 196V195H132ZM154 196V195H152ZM160 196V195H159ZM235 196V194H234ZM238 196V195H237ZM240 196H242L240 194ZM22 197V196H21ZM143 197V195H142ZM171 197V196H170ZM105 198V199H104ZM138 198V197H137ZM227 198V196H226ZM5 199V198H4ZM104 199V200H103ZM114 199V198H113ZM111 199V202H113ZM133 199V198H132ZM139 199V198H138ZM167 199V198H166ZM8 200V199H7ZM136 200V198H135ZM138 201V200H137ZM158 201V200H157ZM229 201V200H228ZM116 202V201H115ZM237 202V201H236ZM100 203V204H99ZM243 203V202H242ZM99 204V205H98ZM105 204V203H104ZM111 204V203H110ZM211 204V203H210ZM101 205V207H103ZM138 205V204H137ZM90 206V205H89ZM97 206V207H96ZM224 206V205H223ZM228 206V204H227ZM235 207V206H234ZM237 207V205H236ZM96 208V209H95ZM100 208V207H99ZM184 208V207H183ZM180 211L178 214L182 215L177 218L176 220H174V222H170L169 225L167 226H171L174 227V231L172 234H170L169 237H167V240H163V242L161 243V239L162 236L168 231H164L163 229L161 230V232H159L158 237H153L151 240H148L145 244L146 246L141 249L139 252V256L140 257H147V255L149 257L147 260L148 264H171L172 261L178 259L177 257L180 255L181 256V252L182 249L184 250L185 246H188L187 244L193 241L194 238H192L191 236H183L182 239L174 241L172 239V237L174 236L175 239V235L174 233H178L179 235H184L186 234V230L184 229V224H186V220H188V216L190 215L185 213L184 211L185 209H183ZM220 208V207H219ZM200 209V208H199ZM210 209V208H209ZM223 209V208H222ZM231 209V208H230ZM237 209V208H236ZM107 210L110 212V208L104 210L105 212H103L104 214H107ZM102 211V210H101ZM119 211V210H118ZM132 211V210H131ZM236 211V210H235ZM95 212V211H94ZM100 212V211H98ZM98 212H95V214H93V216H99ZM219 212V211H218ZM256 212V211H255ZM264 212V211H263ZM102 213V214H103ZM112 213V212H111ZM126 213V212H124ZM212 213V212H211ZM92 214H89L91 217ZM103 214V216H105ZM116 214V213H114ZM195 214H198L195 212ZM194 214V215H195ZM88 215V216H89ZM101 215V214H100ZM109 215V214H108ZM126 215V214H125ZM192 213V216H194ZM204 215V214H203ZM203 215H201L203 217ZM214 215V214H213ZM231 215V213H230ZM94 216V217H95ZM118 216V215H117ZM212 216V215H211ZM82 217V218H83ZM101 217H96L97 219L92 222V224L86 229L84 230L80 236V238L78 239L80 241V239L86 237L87 233H89V231H94L91 229H95V227L97 226V224H99ZM111 217V216H110ZM127 217V216H126ZM146 217V216H145ZM218 217V216H217ZM258 217V216H257ZM261 217V216H260ZM190 218V217H189ZM214 218V217H213ZM128 219V218H127ZM150 219V218H149ZM201 219V218H200ZM207 219V218H206ZM92 220V219H91ZM191 221L195 220V218L193 219H189ZM204 220V218H203ZM223 220V219H222ZM113 221V220H112ZM190 221V222H191ZM201 222H203L202 220H200ZM217 221V220H216ZM248 221V220H247ZM252 221V220H251ZM261 221V220H260ZM205 222V221H204ZM256 222V221H255ZM30 222H28L29 224ZM32 223V222H31ZM81 223V222H80ZM189 223V222H187ZM192 223V222H191ZM197 223V222H195ZM213 223V222H212ZM215 223V222H214ZM218 223V222H217ZM168 224V223H167ZM259 224V223H258ZM100 225V224H99ZM166 225V224H165ZM175 225V226H173ZM197 224H195L196 226ZM218 225V224H216ZM258 226V225H257ZM28 227V225L26 224L24 227V230ZM29 227H34V223L33 226H31V224H29ZM28 227V228H29ZM163 227V226H162ZM170 227V229H171ZM183 227V228H182ZM197 227V226H196ZM202 227V226H201ZM248 227V226H247ZM27 228V229H28ZM32 228H30L29 230H31ZM182 228V229H181ZM186 228V227H185ZM190 228V227H189ZM221 228V227H219ZM26 229V230H27ZM82 229V228H81ZM173 229V228H172ZM83 230V229H82ZM190 230V229H189ZM195 230V229H194ZM207 230V229H206ZM214 231V229H212ZM224 230V229H223ZM260 230V229H259ZM185 231V232H183ZM199 231V230H198ZM202 231V230H201ZM254 231V230H253ZM78 232V231H77ZM91 232V233H92ZM68 233V232H67ZM66 233V234H67ZM90 233V234H91ZM196 233V232H195ZM221 233V232H220ZM65 234V235H66ZM69 234V233H68ZM87 234V235H86ZM177 234V235H178ZM192 234V233H191ZM64 235V234H63ZM62 235V236H63ZM77 235V234H76ZM86 235V236H85ZM193 235V234H192ZM155 236V235H153ZM197 236V235H195ZM203 236V235H202ZM65 238V237H64ZM87 238V237H86ZM209 238V237H208ZM61 239V238H60ZM59 239V240H60ZM68 239V236H67ZM172 239V240H171ZM196 239V238H195ZM211 239V238H209ZM64 240V239H62ZM77 240V241H78ZM83 240V239H82ZM176 240V239H175ZM72 241V240H70ZM69 241V242H70ZM171 241H174L175 243L173 244ZM206 241V239H205ZM166 242H171L170 243H166ZM66 243V242H65ZM68 243V242H67ZM66 243V244H67ZM75 243V242H74ZM167 245H166V244ZM195 243V242H194ZM198 243V242H197ZM200 243V242H199ZM203 243H205L203 241ZM73 243H69L66 247L65 245L63 246L64 250L62 251L61 249V253L56 252V254L54 255V257H50V259L48 258L46 260V262L42 263V264H59L60 261H63L65 259L64 256H66L65 254H67L66 252H68V250L70 251V248L73 247L72 245ZM76 244V243H75ZM159 245V246H158ZM192 245V244H191ZM157 246V248L155 249V247ZM55 247V246H54ZM53 248V247H52ZM155 249L153 250V252L150 254V249ZM191 248V247H190ZM189 248V249H190ZM50 249V247H49ZM74 249V248H73ZM51 250V249H50ZM198 251V250H197ZM185 252V251H184ZM55 252H53L52 254H54ZM71 253V252H70ZM160 255L159 259L158 256L157 258H155V255ZM183 254V253H182ZM191 254V253H190ZM43 255V254H42ZM145 257V258H146ZM44 258V257H43ZM64 258V259H63ZM157 259V260H156ZM43 261V260H42ZM45 261V260H44ZM71 261V260H70ZM146 261V260H145ZM144 261V262H145ZM176 262V261H175ZM174 262V263H175ZM0 264H7V263H1ZM67 264V263H66ZM146 264V262L144 263Z\"/></svg>",
	"mask_w": 264,
	"mask_h": 264
}]
</instances>
